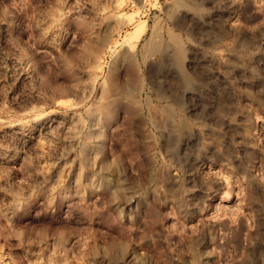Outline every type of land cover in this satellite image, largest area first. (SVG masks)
Instances as JSON below:
<instances>
[{
	"label": "rangeland",
	"instance_id": "rangeland-1",
	"mask_svg": "<svg viewBox=\"0 0 264 264\" xmlns=\"http://www.w3.org/2000/svg\"><path fill=\"white\" fill-rule=\"evenodd\" d=\"M0 264H264V0H0Z\"/></svg>",
	"mask_w": 264,
	"mask_h": 264
}]
</instances>
